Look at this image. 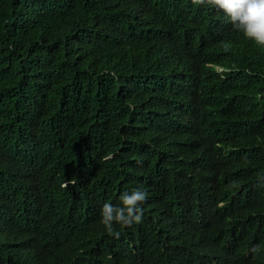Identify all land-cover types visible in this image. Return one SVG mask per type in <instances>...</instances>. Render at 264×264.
<instances>
[{"label":"trees","instance_id":"obj_1","mask_svg":"<svg viewBox=\"0 0 264 264\" xmlns=\"http://www.w3.org/2000/svg\"><path fill=\"white\" fill-rule=\"evenodd\" d=\"M134 11L164 12L191 40L203 19L188 0H0L1 224L36 223L35 201L67 203L96 228L107 254L48 264H194L187 244L196 241L191 232L204 205L189 182L215 179L228 189L217 202L242 195L263 203L249 211L246 235L211 243L209 258L264 264V159L226 154L221 165L199 170L193 153L179 162L170 157L185 144L176 134L183 110L201 120L198 133L214 116L231 130L257 128L264 146V50L244 60L248 71L239 78L190 77L157 59L141 40ZM206 55L230 63L219 41ZM203 98L213 105L198 107ZM134 188L148 193L143 223L110 238L100 204ZM223 210L209 213L221 220ZM60 241L70 246L80 234L37 243ZM94 241L81 236L83 245ZM0 264H13L3 232Z\"/></svg>","mask_w":264,"mask_h":264},{"label":"clouds","instance_id":"obj_2","mask_svg":"<svg viewBox=\"0 0 264 264\" xmlns=\"http://www.w3.org/2000/svg\"><path fill=\"white\" fill-rule=\"evenodd\" d=\"M199 10L203 19L194 32V38L188 31V38L183 37L169 17L162 11L154 15L134 11L141 40L149 47L157 50L156 57L161 62H170L178 73L190 77L211 78L212 73L221 78H239L248 71L244 60L264 50V0H188ZM144 4V3H143ZM135 8V7H134ZM141 10V9H140ZM211 37V38H210ZM210 39V40H209ZM220 42L223 52L230 63L209 58L207 50ZM213 102L201 99L197 106L207 108ZM176 134L183 139L184 145L174 148L180 151L177 156L170 153L171 160L179 162L187 153H193L191 165L199 170H207L221 165L226 154L235 159L244 160L252 156L258 161L264 159V146L258 129L248 131L231 130L216 122L214 116L206 120L208 129L201 133L195 131L201 120L193 119L191 113L183 110L178 119ZM252 153V155H251ZM107 159V157H105ZM75 184V181H71ZM190 188L203 199L204 213L198 226L191 232L195 243L187 244V254L194 264H225L218 258H209L211 243H222L224 239L240 240L249 227L252 218L249 211L263 202L247 201L242 195L229 201L218 200L219 194L227 189L215 179H204L189 182ZM62 187H67L64 182ZM148 193L139 188L124 191L119 200L101 202L99 207L100 223L110 238L119 239L133 229L134 225H142L143 208ZM224 208L225 217L215 219L210 208ZM32 217L36 223L16 225L6 229L0 218V232L4 233L9 245V253L13 264H48L57 262H73L99 256L104 259L107 254L104 244L94 228L81 213L67 203L45 207L41 203L31 204ZM30 217V218H32ZM55 220L57 221L56 223ZM80 234V241L66 246L67 241H60L57 246L39 245L38 240L46 242L53 238H69ZM81 236L94 239V243L83 245ZM187 241H185V244ZM259 246L252 252L258 253ZM212 257V256H211Z\"/></svg>","mask_w":264,"mask_h":264}]
</instances>
